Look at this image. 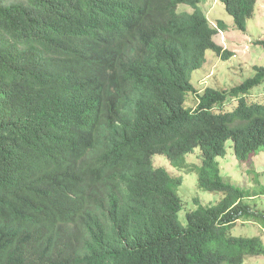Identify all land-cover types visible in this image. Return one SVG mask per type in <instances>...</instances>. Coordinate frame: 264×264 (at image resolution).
Returning <instances> with one entry per match:
<instances>
[{
	"label": "trees",
	"instance_id": "1",
	"mask_svg": "<svg viewBox=\"0 0 264 264\" xmlns=\"http://www.w3.org/2000/svg\"><path fill=\"white\" fill-rule=\"evenodd\" d=\"M245 30L256 0H219ZM200 0H0V264H243L264 256V193L223 180L218 156L264 148V101L190 80L217 44ZM187 4L191 11H179ZM224 28L223 21L218 20ZM256 43L264 48V39ZM196 96L186 106V94ZM199 148L200 164L186 154ZM216 202L179 217L181 176Z\"/></svg>",
	"mask_w": 264,
	"mask_h": 264
},
{
	"label": "rangeland",
	"instance_id": "2",
	"mask_svg": "<svg viewBox=\"0 0 264 264\" xmlns=\"http://www.w3.org/2000/svg\"><path fill=\"white\" fill-rule=\"evenodd\" d=\"M199 7L207 16L208 20L217 23L223 21L224 28H221L223 38L214 36V40L223 48L228 49L233 55L228 59H222L212 50H207L206 61L203 65L192 71L190 80L192 84L201 90L205 86L217 89H229L239 84L244 79L253 76L254 65L264 66V48L256 43L257 40L264 39V0H256L252 17L246 20L245 30H239L234 26L232 17L226 12L223 3L218 0H200ZM190 6L181 4L179 11H190ZM212 24V23H211ZM247 101H264V82L253 87L247 93ZM186 106L195 104L194 94H186ZM226 153L218 156L220 172L223 180L244 189H252L254 192L259 187L264 186V148L260 149L254 156L247 160H239L233 152L232 141L225 142ZM188 164H200L201 152L195 148L186 154ZM153 165L163 167L172 176H181L182 184L177 193L182 200V210L179 217L184 221V213L195 207L194 198H197L203 205L216 202L221 198V192H210L200 189L196 181V173L188 169L173 167L168 159L162 154L153 156ZM255 209L264 211V193H259L254 197L245 198ZM233 233L240 235H258L264 242V232L259 226L246 222H238L233 229ZM243 264H264V256H248Z\"/></svg>",
	"mask_w": 264,
	"mask_h": 264
},
{
	"label": "clouds",
	"instance_id": "3",
	"mask_svg": "<svg viewBox=\"0 0 264 264\" xmlns=\"http://www.w3.org/2000/svg\"><path fill=\"white\" fill-rule=\"evenodd\" d=\"M219 1V0H218ZM200 3V2H199ZM181 5V4H180ZM179 6V5H178ZM186 11V10H185ZM190 11H191V9H190ZM190 11H188V12H190ZM205 14V13H204ZM207 17V16H206ZM208 19V18H207ZM209 21V20H208ZM209 23H210V21H209ZM212 23V24H211ZM210 23V25L216 30V32H215V34H214V36L216 35H219V37L222 39L223 38V35H222V33H221V27H219V25L216 23H214V22H211ZM214 36H213V39H214ZM215 41V40H214ZM216 42V41H215ZM217 43V42H216ZM218 44V43H217ZM220 45V44H219ZM225 49V48H224ZM205 61H206V59H205ZM206 87V86H205ZM204 88V87H203ZM202 88V89H203ZM197 89V88H196ZM201 89V90H202ZM201 90H198L199 92L201 91ZM194 99H195V101H196V96L194 95Z\"/></svg>",
	"mask_w": 264,
	"mask_h": 264
}]
</instances>
